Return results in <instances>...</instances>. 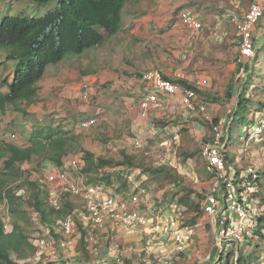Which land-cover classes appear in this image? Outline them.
<instances>
[{
	"label": "rangeland",
	"instance_id": "rangeland-1",
	"mask_svg": "<svg viewBox=\"0 0 264 264\" xmlns=\"http://www.w3.org/2000/svg\"><path fill=\"white\" fill-rule=\"evenodd\" d=\"M231 1L238 4L235 10L238 12H241L240 8L245 9L249 4V0H130L124 6V30L110 37L102 47H96L79 57L67 59L71 57L68 56L62 63L64 67L59 70V65L56 66L55 70L52 69L38 84L40 102L28 106L27 114L17 116L15 122L11 121L12 123L8 124L16 128L17 141L13 142L19 146L24 145L25 136L27 137L30 132L22 127L23 122L29 121L33 128L37 124L59 126L77 137L74 150L66 159L83 150L93 153L96 157L118 160L120 149L125 148V151L132 153L137 157V161L142 163L155 167L168 163L183 177V185L194 190L196 194L193 198H197V194L202 196L210 184V178L204 171L205 162L200 154L202 146L210 142L209 126L202 124L204 134L197 132L193 128L195 119L184 117V111L175 102L170 103L162 111L164 116H167L162 121L171 127L178 128L179 125H183L182 131L180 128L175 132L164 131L165 125L162 126L156 117L150 116L151 122L149 119H141L138 108V75L148 69L161 68L167 71L180 69L192 76L195 73L205 74L213 78L208 87L200 90L199 100L208 104L215 102L228 104L233 94L231 86L233 79L229 75L226 76V67L235 63L240 51L236 31L222 15L234 10L233 5H230ZM55 6L54 2L38 6L30 0H0V21L5 16L41 17ZM184 8L203 16L208 26L197 43L186 49L188 54L185 52L187 31L179 20V12ZM216 17H219V20H216ZM261 23L264 24V16L254 30V54L246 63L247 69L252 72L249 90L251 89L254 94L256 90L257 95L253 97L250 109L245 111L237 122L229 125L226 155L228 165L246 169L248 164L255 162L253 165L259 166L264 172L261 152L264 145L246 141L248 129L256 121L254 119L258 113L256 105L261 102L260 95L264 93V26L259 25ZM5 56L0 51L1 78L11 67V62H7ZM242 78L235 81V85L240 88L239 91L247 83V72ZM85 80L91 84L92 96L83 104L79 91ZM233 101L236 105L237 99L234 98ZM92 119L94 120L92 127L84 131L79 129L80 122ZM185 120L188 123H185ZM5 134L8 133L3 130L0 138H4ZM133 138L142 141L141 150L133 148L131 144ZM182 152H195V156L180 163ZM42 164L52 166L49 162L39 163L36 159L21 165L23 176L13 186L25 185L26 180L41 185ZM1 165L0 163V169ZM124 176L129 182L128 193L135 194L140 202L148 200L151 196L159 197L165 190V185L152 182L148 173L126 170ZM17 192L22 194L17 195L18 197L24 198L22 197L23 200L20 202L16 224L30 243L36 231L31 221L34 209L27 204L30 190L23 187L22 191ZM46 207L48 208L47 204ZM7 210L6 203L0 202V216L2 221L7 218L9 231L14 220L6 215ZM206 234L204 229L199 230L200 238L204 237L203 240L207 239ZM121 241L128 242L129 239L124 236ZM207 245L204 244L201 250H205ZM251 248L264 257V240L263 242L260 239L252 240ZM26 253L29 256L30 253L28 251ZM15 258L13 254L12 259ZM67 264H78V261L69 260Z\"/></svg>",
	"mask_w": 264,
	"mask_h": 264
},
{
	"label": "built area",
	"instance_id": "built-area-1",
	"mask_svg": "<svg viewBox=\"0 0 264 264\" xmlns=\"http://www.w3.org/2000/svg\"><path fill=\"white\" fill-rule=\"evenodd\" d=\"M223 15V19L236 31L240 51L235 63L242 65L241 72L245 76V64L255 49L254 30L264 16V0H250L240 13L226 12ZM179 20L187 31L186 52L208 26L187 8L180 10ZM168 74L170 79H165L167 76L160 69L139 73V116L149 119L151 112L163 111L175 102L184 111V117L195 118L211 126L210 142L202 146L200 154L205 170L212 177L209 188L202 195L195 222L192 223L190 216L184 215L176 204L156 208L152 201L140 202L135 194L116 192L114 187L103 182L86 184L80 172L84 162L81 152H77L64 159L60 166L44 170L41 188L48 208L59 211L71 199L75 200L71 202L76 206L64 218L50 223H42L39 213L33 210L31 221L36 231L30 243L35 253L28 262L253 264L246 255L252 249L250 240L263 242L256 230L259 218L264 215V203L259 196L261 191L264 194V177L261 168L255 165L237 169L227 163V133L236 105L228 108L227 113L214 122L208 103L201 102L194 90L208 87L209 80L199 75L189 77L180 69L170 70ZM91 94L90 85L84 83L80 95L83 104L88 102ZM253 95L250 89L246 96L252 98ZM254 119L256 121L249 127L246 141L264 145V109ZM93 123V119L85 120L78 127L84 131ZM165 130L175 132L177 128L167 126ZM131 144L135 149L143 148L139 138H133ZM261 149L264 162V146ZM259 181H262V186ZM7 228L9 225L5 224L4 229ZM200 229L206 231V241L204 237L200 238ZM261 233L264 234V228ZM124 236L128 237V242L121 241ZM206 243L207 248L201 250ZM241 252L246 254L245 260H239ZM255 264H264V257Z\"/></svg>",
	"mask_w": 264,
	"mask_h": 264
},
{
	"label": "trees",
	"instance_id": "trees-1",
	"mask_svg": "<svg viewBox=\"0 0 264 264\" xmlns=\"http://www.w3.org/2000/svg\"><path fill=\"white\" fill-rule=\"evenodd\" d=\"M37 4H44L52 0H34ZM57 8L52 15L54 22H57V29L64 35L66 47L59 49L60 54L51 52L53 46H26V36L34 37V33L30 30V26L20 27H0V45L2 41L7 43L6 49L7 59L17 62L15 69L14 82L8 85L7 90L0 91V111H4L7 106H11L14 111L25 114L22 103L26 106L38 103L37 82L42 78L45 64L59 60L63 54H81L87 49L101 45L104 37L98 32L97 28H101L108 36L115 35L122 30V11L123 7L130 0H56ZM2 24H0L1 26ZM258 53V52H257ZM239 70L242 65L237 64ZM247 83L237 94L236 109L232 113V122H237L249 110V105L253 101V97L249 98L247 92L251 85L250 76L252 72L247 69ZM249 76V78H248ZM165 79H170L165 77ZM185 86H192L183 83ZM1 90V88H0ZM198 94L200 90L194 89ZM261 102L257 103V111L264 109L263 93L260 95ZM255 106V105H254ZM162 126L165 122L157 120ZM217 119L214 120L216 122ZM208 125V124H207ZM209 128L211 127L208 125ZM92 127V126H91ZM183 129H181L182 131ZM229 133V130H228ZM228 136V135H227ZM25 144L22 146L0 142V202H6L9 218H13V227L6 231L4 225L8 224L7 218L2 221L0 216V264H19V261H25L23 264H31L28 260L34 255L35 248L28 242L27 236L24 235L22 229L16 224L17 214L20 212L22 197L17 196V191L27 187L30 190V199L27 204L39 213L40 221L43 223L53 222L55 219L64 218L74 208L72 199L64 205L61 210L54 211L46 207L43 202V191L37 182L26 180L25 185H13L23 176L20 167L23 164L31 163L37 160L39 163L49 162L52 165H60L62 159L74 150V144L77 137L73 136L63 128L52 125L34 127V130L25 137ZM142 149V148H141ZM138 149V150H141ZM84 162L80 172L85 183L103 182L107 186L114 187L116 192H130L127 188L128 178L124 176L126 170H137L139 173H148L149 179L154 183L165 185L164 192L158 196L149 197L156 208L169 204H176L181 208L184 215L190 216V221L195 222L200 211L203 196L197 194V198H193L196 194L193 189L183 185V177L178 171L163 163L158 166H151L141 161H137V157L132 153L120 149V158L96 157L91 152L80 151ZM182 160L184 163L187 159L195 156V152H182ZM111 169H114L111 171ZM208 178L212 175L207 171ZM264 177V172L262 173ZM25 182V181H23ZM262 186V181H259ZM139 189V188H138ZM145 191V190H144ZM136 193V191H133ZM181 192V193H180ZM180 193V195H179ZM261 196V202L264 203V194ZM143 197V196H142ZM200 199V201L198 200ZM198 201V202H197ZM195 214V215H194ZM264 228V215L259 218L256 234L260 235L264 240V234L261 230ZM252 241V240H250ZM263 245V244H262ZM79 247V245H78ZM257 250L259 245L256 246ZM255 249L247 254L248 260L255 264L263 256L257 253ZM29 252V256L26 252ZM15 259H12V255ZM245 255L241 252L239 260H245ZM28 257V258H27ZM65 264V263H63Z\"/></svg>",
	"mask_w": 264,
	"mask_h": 264
},
{
	"label": "clouds",
	"instance_id": "clouds-1",
	"mask_svg": "<svg viewBox=\"0 0 264 264\" xmlns=\"http://www.w3.org/2000/svg\"><path fill=\"white\" fill-rule=\"evenodd\" d=\"M30 1H32L34 4H36L38 6H44V5H47L48 3L54 2L56 4V6H55V8L53 10L47 11V13L45 15L41 16V17H28V16H23V15H19V16H5L0 21V24H2L0 27L7 26V27L15 28V27H20V26H30V30H32V32L34 33V37L26 36V41H27V45L26 46L51 45V46H53V50L51 52H53L55 54H60L59 53V49L61 47H66L67 46V44L65 42V37H64L65 34L62 35L59 32V30L57 29V26H56L57 22H54V19L52 18V15H48L49 12H51L52 14L54 13V10L57 8L58 1L52 0V1H49V2L44 3V4H37L34 0H30ZM122 14L124 15V7H123ZM97 30L104 37V41H103V43L101 45L95 46V47H93L91 49H87L84 52H82L81 54H70V53L63 54L62 57L59 60H57L55 62H50V63L45 64L42 78L36 84L37 88H38V97H39L38 103L41 100V98L39 96V86H38V84L42 80H44L46 78V75H48V73L52 69L55 70L56 66L59 65L58 69L60 70V68L64 67V66H62L63 65L62 63H64L67 59H70L72 57L82 56L86 52H88V51H90V50H92V49H94L96 47H102L105 44V42L110 37L114 36V35L108 36L107 33L104 32L101 28H97ZM122 30H124V28H123V17H122ZM121 31H119V32H121ZM118 33H116V34H118ZM0 39L3 40V38H1V37H0ZM6 44L7 43L2 41V44L0 45V51H2V53L7 56V53H9V50L6 49ZM6 56H5L6 61L7 62H11V67H10V69H9V71L7 73H4L2 78L0 76V88H1L0 91H2V92L6 91L8 85H10V84H12L14 82L15 69H16V65H17L16 64L17 62L12 61V60H8ZM68 56H71V57H68ZM14 62H15V64H14ZM1 63L2 62L0 61V64ZM84 83L89 84L90 87H91V84L89 83V81L85 80L80 85V91H79L80 94L79 95H81V88H82V85ZM35 104H37V103H35ZM31 105H33V104H31ZM27 107L28 106H26L25 104L22 103V108L25 110V114H27ZM21 114H24V113L14 111L11 106H7L5 108V110L2 111V112L0 111V134H1V132L3 130H6V132L8 133V134H5V137H4L5 140H2L4 138H0V142H7V143L16 144V143L13 142V141H17V135L15 134L16 133L15 132L16 128H14V127H12V126H10L8 124H11L12 123L11 121L15 122V118H17V116L19 117ZM9 116H11V117H9ZM1 123H2V125H1ZM35 126H37V125H35ZM41 126L44 127V126H48V125H41ZM22 127H24L26 130H28L30 132L29 134H31V132L34 130V128L32 127L31 123H29V121L23 122L22 123ZM52 127H55V126L52 125ZM25 141L26 140H24V142ZM16 145H18V144H16ZM64 159H66V157H64L62 159V161ZM61 163H60V165H61ZM60 165H58V166H60ZM41 166L43 167V174H44L45 168L51 167V166H45V164H42ZM52 166H56V165H52ZM17 195L20 196L22 194H21V192H19V193L17 192ZM42 196H43V202H44V191H43V195ZM6 231H8V230H6Z\"/></svg>",
	"mask_w": 264,
	"mask_h": 264
},
{
	"label": "crops",
	"instance_id": "crops-1",
	"mask_svg": "<svg viewBox=\"0 0 264 264\" xmlns=\"http://www.w3.org/2000/svg\"><path fill=\"white\" fill-rule=\"evenodd\" d=\"M249 2H250V0H249ZM230 5H233V9L234 10H229V12H238V11H235L236 9H237V5L238 4H236V2H232L231 1V4ZM247 8V7H246ZM245 8V9H246ZM241 9V11H243V10H245L244 8H240ZM192 11V10H191ZM240 13V12H239ZM196 15H198V14H196ZM223 15V14H222ZM199 16V15H198ZM219 17H221V15L219 16ZM219 17H216V20H219ZM199 18L200 19H202L204 22H206V20H205V18L202 16H199ZM207 23V22H206ZM231 25V24H230ZM259 25H262V26H264V24H259ZM233 26V25H232ZM234 27V26H233ZM256 28V27H255ZM213 36H215V35H213ZM201 37V36H200ZM216 37V36H215ZM218 37V36H217ZM218 40L220 41V42H222V40L221 39H219V37H218ZM197 43V41L194 43V45ZM202 45H205V44H202ZM193 47V46H192ZM189 49V48H188ZM187 51V50H186ZM208 51V50H207ZM222 51V50H221ZM186 54H188V51H187V53ZM186 54H185V57H186ZM160 70H162V68L160 69ZM163 72H165V74H166V76L168 77V76H170L169 74H168V72L169 71H167V70H162ZM197 73H195V75H196ZM189 77H192V74H187ZM200 77H204V78H207L208 80H209V85H210V82H211V79L213 78V77H211V76H208V75H203V74H198ZM230 76V78H232L233 79V82H232V87H233V94H232V96H231V100L229 101V103L228 104H226V103H224V104H216V102L215 103H211V104H208L207 106H208V108H209V110H210V112L211 113H213V115H214V118H213V120H215V119H217L218 120V118L220 117V116H224L227 112V108H230V107H233V105H234V98H236L237 99V94L239 93L238 91H239V86H236L235 85V81H237V80H239V79H243L242 78V76H243V74H242V72H241V69L239 70V68H238V65L236 64V63H231V64H228L227 65V67H226V76ZM194 76V75H193ZM243 77H245V76H243ZM229 79H227V81H228ZM239 82V81H238ZM237 85H238V83H237ZM138 87H139V89H140V85H138ZM139 89H138V93H139ZM57 105H60V103H57ZM232 105V106H231ZM224 111H225V113H224ZM162 111H153V112H151L150 113V116L153 118V117H156V119H158V120H164L166 117L164 116V112H162ZM149 116V117H150ZM183 116H184V113H183ZM152 118H151V120H152ZM193 119H195V118H193ZM149 121H150V119H149ZM195 121H196V123H194L193 124V128H195V130L197 131V132H200V133H203L204 134V132H203V127H202V124H204L203 122H200L198 119H195ZM151 122V121H150ZM182 123V122H181ZM184 123V122H183ZM185 123H188V121L187 120H185ZM184 123V124H185ZM1 125H2V123H1ZM171 127V126H169L168 124H166L165 126H164V128L165 127ZM180 126V127H179ZM178 126V128H177V131H178V129L180 128V130H181V128L183 127V125H179ZM210 136H211V132H210V134H209ZM250 164H255V162L254 163H250ZM256 166V165H255ZM257 167V166H256ZM259 167V166H258ZM204 171H205V173H206V170L204 169ZM207 174V173H206ZM210 181H211V178H210ZM210 185V184H209ZM208 188H209V186H208ZM134 241V240H133ZM142 243V242H141ZM204 246V244L202 245V247ZM202 249V248H201Z\"/></svg>",
	"mask_w": 264,
	"mask_h": 264
}]
</instances>
